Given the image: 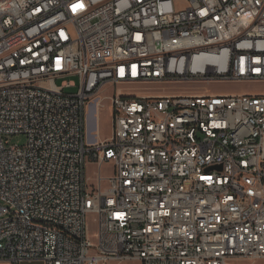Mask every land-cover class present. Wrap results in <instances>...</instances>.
Listing matches in <instances>:
<instances>
[{
  "label": "built area",
  "instance_id": "2783aa9c",
  "mask_svg": "<svg viewBox=\"0 0 264 264\" xmlns=\"http://www.w3.org/2000/svg\"><path fill=\"white\" fill-rule=\"evenodd\" d=\"M216 81L264 83V0H0V262L263 259L264 93L115 92L86 141L108 85Z\"/></svg>",
  "mask_w": 264,
  "mask_h": 264
},
{
  "label": "rangeland",
  "instance_id": "374dc122",
  "mask_svg": "<svg viewBox=\"0 0 264 264\" xmlns=\"http://www.w3.org/2000/svg\"><path fill=\"white\" fill-rule=\"evenodd\" d=\"M64 81H72L75 86H69L65 88V93L75 94L78 92L81 80L77 74H68L64 77L56 78L55 82L57 85H61ZM123 92L127 94H138V95H150V94H160V95H198V94H243V93H260L264 92L263 82H245V81H216V82H184V83H164V84H118L116 86L108 85L103 89L99 95L98 99L94 101V105L86 109L85 119H86V129L85 136L86 141H101V133L110 137L111 128V114H110V96L115 92ZM26 141V137L22 135H15L11 137L12 143L22 144ZM97 167L94 165H89L87 167V176L90 177L91 181L95 180V171ZM103 176L112 175L111 164L108 163L104 165L101 169ZM95 215L90 214L87 217L88 224V235L92 242L97 241V231L98 225L95 221ZM0 264H8L1 263ZM25 264V263H24ZM105 264H121L119 262H108ZM123 264H140L135 261H125ZM233 264H264L263 259H252V258H240Z\"/></svg>",
  "mask_w": 264,
  "mask_h": 264
},
{
  "label": "crops",
  "instance_id": "0c3cea01",
  "mask_svg": "<svg viewBox=\"0 0 264 264\" xmlns=\"http://www.w3.org/2000/svg\"><path fill=\"white\" fill-rule=\"evenodd\" d=\"M260 93H264V92H260ZM168 95V94H167ZM110 122H111V120H110ZM111 136V135H110ZM109 138V137H108ZM100 139L101 140H104V139H106V136L105 135H103L102 133H101V135H100ZM237 261V260H236Z\"/></svg>",
  "mask_w": 264,
  "mask_h": 264
}]
</instances>
